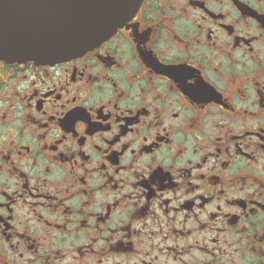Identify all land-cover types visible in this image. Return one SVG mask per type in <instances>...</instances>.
Masks as SVG:
<instances>
[{"label": "flooded vegetation", "instance_id": "af4514ba", "mask_svg": "<svg viewBox=\"0 0 264 264\" xmlns=\"http://www.w3.org/2000/svg\"><path fill=\"white\" fill-rule=\"evenodd\" d=\"M0 264H264V0L0 58Z\"/></svg>", "mask_w": 264, "mask_h": 264}, {"label": "water", "instance_id": "95a60500", "mask_svg": "<svg viewBox=\"0 0 264 264\" xmlns=\"http://www.w3.org/2000/svg\"><path fill=\"white\" fill-rule=\"evenodd\" d=\"M142 0H0V58L56 62L95 46Z\"/></svg>", "mask_w": 264, "mask_h": 264}]
</instances>
